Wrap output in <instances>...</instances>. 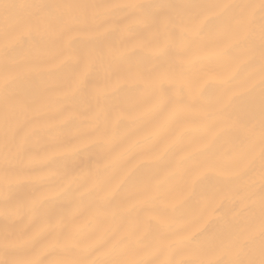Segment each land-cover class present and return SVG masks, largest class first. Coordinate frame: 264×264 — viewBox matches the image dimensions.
Returning a JSON list of instances; mask_svg holds the SVG:
<instances>
[{
	"label": "snow or ice",
	"instance_id": "snow-or-ice-1",
	"mask_svg": "<svg viewBox=\"0 0 264 264\" xmlns=\"http://www.w3.org/2000/svg\"><path fill=\"white\" fill-rule=\"evenodd\" d=\"M0 264H264V0H0Z\"/></svg>",
	"mask_w": 264,
	"mask_h": 264
},
{
	"label": "bare ground",
	"instance_id": "bare-ground-1",
	"mask_svg": "<svg viewBox=\"0 0 264 264\" xmlns=\"http://www.w3.org/2000/svg\"><path fill=\"white\" fill-rule=\"evenodd\" d=\"M175 3H189V2H213V0H173ZM41 61L47 62L50 60V57L47 56H41L40 57ZM162 119V117L158 118ZM151 127V124L149 122H145L141 125H133L130 127V131L133 133L135 136H140L143 135L146 131L149 130ZM176 132V126L170 127L167 131L162 133L160 136L156 137H150L148 140H146L143 144V149L144 151H150V150H157L163 146L165 141L175 134ZM65 142L68 143L69 145H74L75 144V139H74V134L69 133L65 137ZM185 143H187V138L185 140ZM143 159V155H137L133 153L129 157V166L132 164H136L139 160ZM90 161V154L89 153H84L82 152L78 157L72 160H68L65 164V167H67L70 170H76L78 171L79 168L85 164H87ZM147 167H154L152 165H148ZM42 166L37 167V171H45ZM177 182H179V178H177ZM51 258V257H50Z\"/></svg>",
	"mask_w": 264,
	"mask_h": 264
}]
</instances>
